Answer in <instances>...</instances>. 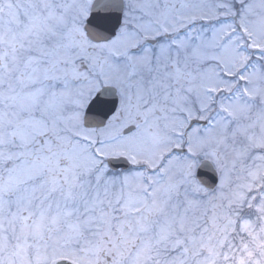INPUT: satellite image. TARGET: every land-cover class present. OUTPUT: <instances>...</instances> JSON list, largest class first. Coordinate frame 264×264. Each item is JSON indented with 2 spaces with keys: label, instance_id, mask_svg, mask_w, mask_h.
I'll return each instance as SVG.
<instances>
[{
  "label": "snow or ice",
  "instance_id": "1",
  "mask_svg": "<svg viewBox=\"0 0 264 264\" xmlns=\"http://www.w3.org/2000/svg\"><path fill=\"white\" fill-rule=\"evenodd\" d=\"M0 264H264V0H0Z\"/></svg>",
  "mask_w": 264,
  "mask_h": 264
}]
</instances>
